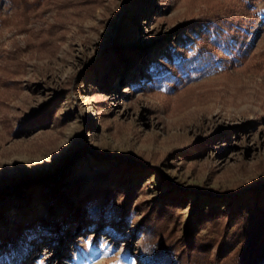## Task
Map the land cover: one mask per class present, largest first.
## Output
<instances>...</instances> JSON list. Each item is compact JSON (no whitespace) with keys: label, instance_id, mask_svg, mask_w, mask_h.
Here are the masks:
<instances>
[{"label":"rangeland","instance_id":"374dc122","mask_svg":"<svg viewBox=\"0 0 264 264\" xmlns=\"http://www.w3.org/2000/svg\"><path fill=\"white\" fill-rule=\"evenodd\" d=\"M234 1L2 3L0 264H156L143 218L171 200L181 264L199 212L264 200V0L241 61L177 66Z\"/></svg>","mask_w":264,"mask_h":264},{"label":"trees","instance_id":"16d2710c","mask_svg":"<svg viewBox=\"0 0 264 264\" xmlns=\"http://www.w3.org/2000/svg\"><path fill=\"white\" fill-rule=\"evenodd\" d=\"M16 6L24 18L37 13L47 0H0ZM257 0H237L231 2L224 13L217 14L205 25L195 38L197 49L185 55L180 62V72L197 69L208 70L226 59L229 63L241 61L245 56L247 37L245 29L258 16L253 11ZM160 173L159 169H157ZM165 177V176H164ZM187 193L185 188H178ZM235 197V196H234ZM229 196L228 199H233ZM215 199V197H212ZM78 213H82L79 208ZM81 215V214H80ZM182 214L175 201L146 210L143 218L145 240L156 244L158 257L156 264H178L175 262L171 248L178 246V228ZM234 241L235 249L230 251L225 245V236ZM205 229V231H204ZM217 247L213 255V248ZM181 264H264V200L259 203L246 202L228 214L213 208L199 212L190 224L185 246L180 249Z\"/></svg>","mask_w":264,"mask_h":264}]
</instances>
